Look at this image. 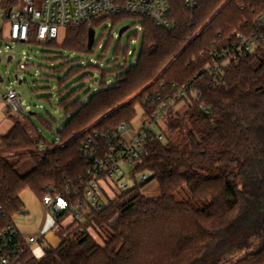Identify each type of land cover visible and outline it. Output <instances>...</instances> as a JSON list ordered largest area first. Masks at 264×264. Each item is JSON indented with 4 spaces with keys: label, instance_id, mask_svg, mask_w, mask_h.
Instances as JSON below:
<instances>
[{
    "label": "trees",
    "instance_id": "1",
    "mask_svg": "<svg viewBox=\"0 0 264 264\" xmlns=\"http://www.w3.org/2000/svg\"><path fill=\"white\" fill-rule=\"evenodd\" d=\"M19 1L1 0L0 7L13 9ZM254 3L201 0L191 13L183 0H170L172 30L139 19V55L120 62L129 46L121 49L124 32L118 34L106 70L72 55L91 53L98 42L87 48L88 29L110 22L102 33L108 34V48L114 27L130 17L112 15L91 27H68L56 40L36 41L49 48L55 63L50 72L64 115L57 127L44 121L56 136L47 143L31 114H7L12 125L0 135V149L8 152L0 155V234L22 213L26 190L39 202L69 193L75 204L73 191L82 196L80 179L88 166V138L93 149L104 150L119 125H131L136 105L143 120L164 113L131 169L133 176L147 173L146 180L114 197L105 194L99 211L59 229V244L43 246L40 258L26 246L20 264H219L230 252L227 240L248 219L246 236L257 234L261 242L230 264H264V46L225 62L217 81L204 70L235 42L232 36L251 20ZM186 85L192 93L175 98ZM24 164L30 169L21 173ZM150 181L158 186L156 198L139 191Z\"/></svg>",
    "mask_w": 264,
    "mask_h": 264
},
{
    "label": "built area",
    "instance_id": "2",
    "mask_svg": "<svg viewBox=\"0 0 264 264\" xmlns=\"http://www.w3.org/2000/svg\"><path fill=\"white\" fill-rule=\"evenodd\" d=\"M200 1L183 0V3L192 13ZM16 5L15 8L8 9L9 13L7 9L0 7V36L5 42L27 43L33 35L35 41L46 43L58 39L60 33L68 27L81 25L91 27L94 22L112 15L130 17L138 25L139 19L145 18L153 22L158 29L172 30V24L168 20L170 0H20ZM253 5L255 7L252 8L251 20L240 24L232 36L235 42L228 50L217 53L213 62L204 69L213 81H217L225 62L236 61L264 46V0H255ZM190 23H193V20ZM140 30L142 31L141 26ZM26 67V64H19L21 70ZM192 91V86L186 85L178 89L174 96L182 99L188 97ZM194 96L200 98L201 94L195 92ZM0 108L4 116L8 113L23 115L27 109L14 86L6 93L0 94ZM163 113L155 111L150 119L143 120L144 112L141 110L138 116L139 126L134 128L131 123V130H128L127 125H119L117 136L113 141H107L105 151L99 146L93 149V138H88L83 143V150L89 155L85 154L88 166L80 179L82 196L78 195V190L75 189L73 191V194L77 195L75 204L70 201L69 193L55 198L47 195L41 201L55 225L61 215H72L73 219L85 220L91 210L101 209L106 199L99 182L103 181L108 185V180L120 173L124 166H129L130 171L133 169L143 154V145L149 132L155 129V122ZM93 136L96 137L97 134L94 133ZM158 137L160 138V135ZM122 174L125 173L122 171ZM146 178L147 175L141 173L139 180H135L134 184H140ZM114 187L111 197H114L115 193L130 189L127 184H122L118 180ZM43 242L44 234L24 238L15 225H8L0 234V264H20L19 257L26 246L31 249V245Z\"/></svg>",
    "mask_w": 264,
    "mask_h": 264
},
{
    "label": "rangeland",
    "instance_id": "3",
    "mask_svg": "<svg viewBox=\"0 0 264 264\" xmlns=\"http://www.w3.org/2000/svg\"><path fill=\"white\" fill-rule=\"evenodd\" d=\"M37 4V1H35ZM105 26H110V22L103 24L99 28H95L94 41L98 42L96 48L92 49L89 54H75L72 56H78L85 62L89 61L93 64H99L100 68L106 70L110 66L115 51L114 46L117 43L119 30L127 26V31L121 37V49L126 45L129 46V50L126 55L120 54L118 60L123 61L126 56L128 63L132 61V57L137 58L140 52V25L136 24L133 19H126L119 25L115 26L112 31L113 39L108 43V48H104L107 44L108 34L103 33ZM137 34V37L134 35ZM31 38H34L33 36ZM35 40V39H34ZM49 48L37 43H12L5 42L0 36V94H4L11 86L16 87L17 94L24 106L27 107L26 114H31V119L34 122L37 130L41 132L44 140L47 143L52 142L56 136L55 134L43 124L44 121H50L54 127L58 126L62 122L63 111L57 106V80L52 77L50 69L54 66V62L51 61L52 56L48 54ZM12 57V61L8 62V57ZM26 64L27 67L24 70L19 69V64ZM93 77L100 79V73L93 71ZM108 77L107 79H111ZM109 84V83H108ZM88 85V84H87ZM94 90V89H93ZM136 117L131 121L134 128L139 126L138 116L141 113V108L136 105ZM0 116H4L0 110ZM7 118V115L5 116ZM54 122H53V120ZM6 126V122L0 118V127ZM128 130H131V126H128ZM0 155H8V152L4 149H0ZM30 169V164H24L20 167V172L24 173ZM122 171L125 174H122ZM122 171L108 180V185L103 181L99 182L100 187L103 189L106 195L111 197L112 190L115 189L117 180L122 184H127L129 188L134 185V181L139 180L141 173H135L133 176L129 166H124ZM147 175V173H145ZM264 175V174H261ZM109 186V187H108ZM139 191L149 198H156L159 195L158 186L155 181H150L139 188ZM118 192V191H117ZM24 198V208L22 213L14 217V225L16 228L29 231L31 229L36 230L40 227V232L36 235L39 237L41 234H45L47 241L40 244L31 245L32 253L35 257L40 258L42 256V247L45 245H55L59 242V234H56L54 229L64 228L68 223L73 221L72 215L64 216L56 225L54 224L47 209L39 202L30 191H25L22 194ZM178 199H181L178 197ZM247 220V219H246ZM247 221H244V225L240 230L231 234L227 240L228 248L230 252L224 254L223 258L219 261V264H230L235 259L240 258L247 252H252L258 248L260 238L257 234L254 236H246L249 234L247 227ZM83 222V220H80ZM56 226V227H55ZM244 229V230H243ZM252 229V228H251ZM57 232V231H56ZM89 232L92 231L89 229ZM261 235V233L259 234ZM260 241V242H259ZM226 242V243H227ZM225 243V244H226ZM227 260V261H226ZM210 262H201L200 264H212ZM215 264V263H213Z\"/></svg>",
    "mask_w": 264,
    "mask_h": 264
},
{
    "label": "crops",
    "instance_id": "4",
    "mask_svg": "<svg viewBox=\"0 0 264 264\" xmlns=\"http://www.w3.org/2000/svg\"><path fill=\"white\" fill-rule=\"evenodd\" d=\"M0 110H1V108H0ZM0 118H2L4 122H6V126L0 127V135H3L11 127L12 122L8 118H6L5 116H0ZM26 191H28V190H26ZM21 197H22V201L24 203V198H23V196H21ZM16 229L21 233V235L24 238H29V237H32V236L34 237V236H36L40 232V227H38L36 230L31 229L29 231H24V230H21V229H18V228H16ZM54 231H55L56 234H59V231L57 229H54ZM44 238H45V234H44ZM45 241H47L46 238H45ZM59 242H60V239H59ZM59 242H57V244L55 243L54 246H57L59 244ZM51 246H53V245H51Z\"/></svg>",
    "mask_w": 264,
    "mask_h": 264
},
{
    "label": "water",
    "instance_id": "5",
    "mask_svg": "<svg viewBox=\"0 0 264 264\" xmlns=\"http://www.w3.org/2000/svg\"><path fill=\"white\" fill-rule=\"evenodd\" d=\"M10 12V10H8V13ZM128 29V27L127 26H124V27H122L120 30H119V32H118V34H119V36L120 35H122V33L123 32H125L126 30ZM94 36H95V32H94V30L92 29V28H89L88 29V34H87V48L88 49H91L92 48V46H93V43H94ZM10 61H12V57H8V62H10ZM2 81V78L0 77V82Z\"/></svg>",
    "mask_w": 264,
    "mask_h": 264
}]
</instances>
